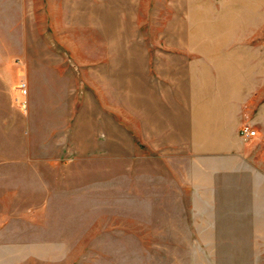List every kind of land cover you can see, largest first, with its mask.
Wrapping results in <instances>:
<instances>
[{"label": "rangeland", "instance_id": "374dc122", "mask_svg": "<svg viewBox=\"0 0 264 264\" xmlns=\"http://www.w3.org/2000/svg\"><path fill=\"white\" fill-rule=\"evenodd\" d=\"M201 47L256 58L249 166L163 128ZM0 264H264V0H0Z\"/></svg>", "mask_w": 264, "mask_h": 264}, {"label": "crops", "instance_id": "0c3cea01", "mask_svg": "<svg viewBox=\"0 0 264 264\" xmlns=\"http://www.w3.org/2000/svg\"><path fill=\"white\" fill-rule=\"evenodd\" d=\"M201 49L163 53V61L153 63V70L164 74L169 85L168 90L158 96L154 91L153 95L154 101L162 99V108L166 109L162 113L166 117L163 128L170 132L173 117L177 116L179 130L191 133L189 139L201 141L198 152L202 163L217 160V164L249 166L253 155V160L260 157L250 147L257 144L258 136L244 141L239 139V132L241 125L249 121L246 109L257 92L256 58ZM249 60L254 64L253 80L249 76ZM262 113L260 110L256 123Z\"/></svg>", "mask_w": 264, "mask_h": 264}, {"label": "built area", "instance_id": "2783aa9c", "mask_svg": "<svg viewBox=\"0 0 264 264\" xmlns=\"http://www.w3.org/2000/svg\"><path fill=\"white\" fill-rule=\"evenodd\" d=\"M19 89L21 92L25 93V84L22 82L19 85ZM240 135L244 138V139H251L254 138L256 136V132L255 131H250L248 128H244L240 131Z\"/></svg>", "mask_w": 264, "mask_h": 264}]
</instances>
